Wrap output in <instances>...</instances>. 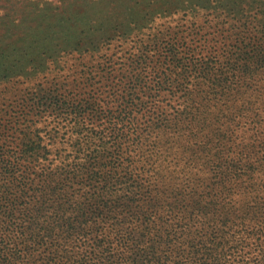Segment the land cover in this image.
I'll list each match as a JSON object with an SVG mask.
<instances>
[{
    "label": "trees",
    "instance_id": "1",
    "mask_svg": "<svg viewBox=\"0 0 264 264\" xmlns=\"http://www.w3.org/2000/svg\"><path fill=\"white\" fill-rule=\"evenodd\" d=\"M54 1L92 29L0 63L60 66L0 98V264H264V0Z\"/></svg>",
    "mask_w": 264,
    "mask_h": 264
},
{
    "label": "rangeland",
    "instance_id": "2",
    "mask_svg": "<svg viewBox=\"0 0 264 264\" xmlns=\"http://www.w3.org/2000/svg\"><path fill=\"white\" fill-rule=\"evenodd\" d=\"M13 1L14 4H12L11 6L16 10L12 13L10 18H6L5 23H2L0 21V55L5 53L6 55H9L10 58L4 56V60L0 59V63H9L10 65H14L15 62H19L20 58L22 57L30 60V56H24L23 54H21L22 49L19 46L25 43H29L32 40H37L42 37L44 38L46 34L51 33V36L49 35V37L45 40H47L48 42H51L53 40L56 45H59L64 44L63 41L79 37L78 33H81L82 35L88 34L89 31H84L82 30L83 28H86L87 30L92 29L90 27L88 28L87 26L85 27V25L82 26V24L81 27L73 26L72 23L65 22L63 20L62 24L67 25L70 30L67 29V31H62V34H58L60 28L58 29V27L55 26V23L59 19L56 20L55 16L58 13L62 15L63 12L55 9L57 2H55L54 0ZM237 1L240 2V0ZM7 2V0H0V6ZM35 4L37 5V7L35 6ZM240 6L246 9L244 10L245 13L249 11L248 2L240 3ZM76 7L77 5L73 6L74 10H91V6L88 4H86L84 7ZM260 7L261 4L257 3L255 7H251L253 10L252 12H256ZM59 9L61 10V7H59ZM1 10L2 12H4V8H1ZM9 27L12 28V30ZM17 48L19 49L17 50ZM64 57L60 58V60H62ZM75 61L76 65H79V61L76 60V57L66 56L61 63V66L65 64L71 65ZM56 65L57 63H54L52 61L51 68L45 72H39L37 74L31 73L29 74V76L18 75L14 81H12L11 83L10 81H8L7 84L5 82H1L0 98L5 96L9 99H17V97H19L26 91L30 92L31 94L39 87L49 86L54 79V75L57 74L59 70L60 66L56 68Z\"/></svg>",
    "mask_w": 264,
    "mask_h": 264
}]
</instances>
